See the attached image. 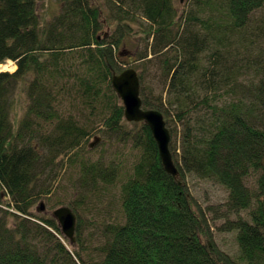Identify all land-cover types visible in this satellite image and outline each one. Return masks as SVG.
Instances as JSON below:
<instances>
[{
    "label": "trees",
    "instance_id": "16d2710c",
    "mask_svg": "<svg viewBox=\"0 0 264 264\" xmlns=\"http://www.w3.org/2000/svg\"><path fill=\"white\" fill-rule=\"evenodd\" d=\"M58 1L48 19L40 0H0V65H18L0 72V264H264V20L255 18L264 0H193L180 21L174 0ZM128 58L138 61L143 107L164 115L171 136L179 130L170 143L177 178L150 127L125 118L112 77ZM99 128L137 159L120 189L122 221L90 222L102 231L90 254L79 208L94 213L120 173L115 160L91 157ZM68 169L78 175L68 204L75 243L53 215L33 212ZM190 177L224 187L226 213L205 209ZM208 213L237 232L238 256L213 243Z\"/></svg>",
    "mask_w": 264,
    "mask_h": 264
},
{
    "label": "rangeland",
    "instance_id": "374dc122",
    "mask_svg": "<svg viewBox=\"0 0 264 264\" xmlns=\"http://www.w3.org/2000/svg\"><path fill=\"white\" fill-rule=\"evenodd\" d=\"M193 0H184L181 2V0H174L175 7L177 9V17L178 21L182 18L183 15H186L189 11V8L192 4ZM39 13L48 19L52 18L56 13L60 12V5L61 3L58 0H40L39 2ZM256 21H262L264 20V7L257 11L255 13ZM109 27H105L104 31L105 33L110 32ZM121 49H124V47H121ZM127 49L131 50L132 52H135L137 49V45L134 41H132L131 45L127 46ZM141 51V50H140ZM134 55V53H132ZM134 57V56H133ZM131 59V60H130ZM128 58L127 59V67H133V63L137 64L138 61H136V58ZM6 65V69L0 68V72H15L18 69V65L15 61L8 60L6 63L1 64ZM150 75H162L160 72H158L156 69H152V72ZM154 79V81H153ZM148 81L150 82L151 86H157L159 85L158 81H155L154 77H149ZM25 104H26V97L23 95V92L18 93L17 95V105L13 109V119L21 120L24 116L25 112ZM64 110L67 111V114L69 113V110H71V107L66 102ZM63 110V111H64ZM71 111L76 114V110L72 109ZM70 111V112H71ZM73 114V115H74ZM48 130H52L53 125L50 126V124L47 125ZM100 128L97 129L91 136L89 144H94L92 146V158H98L101 156L109 157L112 160H115L120 166V173H118V179L115 182L113 186L108 187V191L105 193L107 194L105 196L100 194L97 196L101 198L103 203L100 204L99 208H94V213L87 207H78L79 208V214L81 217L80 221L82 222V229L84 228V237L86 238V241L88 242V245L90 246V254L98 253V247L100 243L102 242L101 239V230L96 224L95 226H90V222L96 221H110V222H120L122 221V208H121V197H120V189L122 182L127 178L128 174L132 172L133 166L137 159V152L133 151L130 147L127 145H123L122 143H119L116 141L115 136H109L105 138L100 132ZM179 133V130H176L174 132V136H171V140L178 141L175 134ZM104 137V138H103ZM173 138V139H172ZM104 139L105 145H101V141ZM77 176L71 173V170H67L63 172L59 182L56 185L54 193L51 195L45 196L42 199H40L36 204L35 208L33 209V212L36 214L49 215L52 216V213L55 209L61 207V206H69L72 202V200L75 197V193L77 188L75 187V184L77 182ZM255 180L250 179L248 180V184L251 187H255ZM188 186L191 190L194 197L201 203V205L208 209V207H213L214 210H222V213H226L225 204L227 203L228 198V191L211 181H205L201 180L195 177H190L188 179ZM255 191V189H254ZM44 202L45 204V210L38 211L40 208L41 203ZM78 206V205H77ZM212 208V209H213ZM221 213V212H219ZM219 213H208L211 225L212 227V240L215 245H217L220 249L223 251L233 255L238 256L239 253V245L237 240V232H229L224 231L223 227L225 225V222L227 219H218ZM241 216L243 218L248 217V212L244 211L241 213ZM213 217L217 218L216 220H213ZM78 218V220H79ZM232 220L237 219V216L232 215L229 217ZM66 238V237H65ZM67 239V238H66ZM69 241V239H67ZM70 242V241H69Z\"/></svg>",
    "mask_w": 264,
    "mask_h": 264
},
{
    "label": "water",
    "instance_id": "95a60500",
    "mask_svg": "<svg viewBox=\"0 0 264 264\" xmlns=\"http://www.w3.org/2000/svg\"><path fill=\"white\" fill-rule=\"evenodd\" d=\"M184 0H181L183 2ZM112 85L120 97L125 108V118L128 122H145L151 129L159 148V154L165 171L174 176H179L173 154L170 150L171 133L167 127L164 115L157 110L145 109L141 98V80L138 72L129 67L112 77ZM94 146V144H92ZM45 210L42 202L39 211ZM59 222L62 234L72 243L76 242L77 215L68 206H61L52 213Z\"/></svg>",
    "mask_w": 264,
    "mask_h": 264
},
{
    "label": "bare ground",
    "instance_id": "6f19581e",
    "mask_svg": "<svg viewBox=\"0 0 264 264\" xmlns=\"http://www.w3.org/2000/svg\"><path fill=\"white\" fill-rule=\"evenodd\" d=\"M0 68L6 69V65H0Z\"/></svg>",
    "mask_w": 264,
    "mask_h": 264
}]
</instances>
